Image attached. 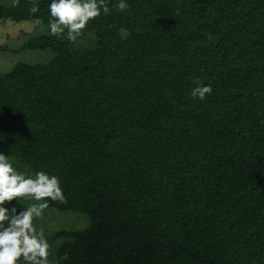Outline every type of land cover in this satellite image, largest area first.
<instances>
[{
  "label": "trees",
  "instance_id": "trees-1",
  "mask_svg": "<svg viewBox=\"0 0 264 264\" xmlns=\"http://www.w3.org/2000/svg\"><path fill=\"white\" fill-rule=\"evenodd\" d=\"M51 2L0 5V22L49 27ZM119 2L77 47L38 34L22 47L54 57L0 75V152L59 178L49 208L89 218L58 263L264 264V0Z\"/></svg>",
  "mask_w": 264,
  "mask_h": 264
},
{
  "label": "clouds",
  "instance_id": "clouds-1",
  "mask_svg": "<svg viewBox=\"0 0 264 264\" xmlns=\"http://www.w3.org/2000/svg\"><path fill=\"white\" fill-rule=\"evenodd\" d=\"M19 5V0H13L12 6ZM49 27L53 36H62L65 31L67 39L75 41L83 34L87 24L103 13L110 12L106 0H52L49 4ZM128 5L120 0L118 9L125 11ZM39 6L33 0L29 9L36 13ZM209 39L211 35L209 34ZM191 90L192 98L204 100L211 94V85H202L197 79ZM22 198L32 201L19 212L13 205L5 206L13 200ZM67 203L57 176L40 171L34 177L18 172L9 162V158L0 152V264H58L50 256V244L45 237L43 228L34 226V219L40 218L48 207V200ZM65 253L60 259L67 260Z\"/></svg>",
  "mask_w": 264,
  "mask_h": 264
},
{
  "label": "rangeland",
  "instance_id": "rangeland-1",
  "mask_svg": "<svg viewBox=\"0 0 264 264\" xmlns=\"http://www.w3.org/2000/svg\"><path fill=\"white\" fill-rule=\"evenodd\" d=\"M13 0H0V5L7 7ZM38 34L52 35L50 27L38 20H26L21 22H11L9 20L0 22V75L6 74L17 63L25 64H45L49 62L54 54L50 49L29 50L22 46L32 37ZM79 41H73V47H77ZM94 47V41L83 44V48ZM13 167L26 176L34 177V173L28 169H22L16 160H10ZM24 206L32 203L22 198L15 200ZM37 229L43 228L45 237L51 248L50 251L57 261V248L67 240L69 232L82 231L89 225V218L82 212H68L48 207L44 210L42 217L33 221ZM59 264V263H58Z\"/></svg>",
  "mask_w": 264,
  "mask_h": 264
}]
</instances>
